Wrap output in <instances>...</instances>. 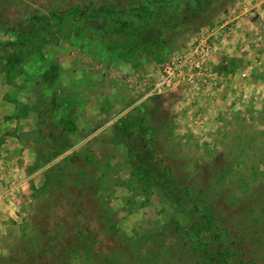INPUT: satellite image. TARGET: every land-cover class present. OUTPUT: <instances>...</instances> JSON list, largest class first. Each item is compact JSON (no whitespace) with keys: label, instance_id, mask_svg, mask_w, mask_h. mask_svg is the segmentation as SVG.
<instances>
[{"label":"rangeland","instance_id":"374dc122","mask_svg":"<svg viewBox=\"0 0 264 264\" xmlns=\"http://www.w3.org/2000/svg\"><path fill=\"white\" fill-rule=\"evenodd\" d=\"M87 1L0 0V264H193L153 165L213 203L238 264H264V0H92L110 17L73 26L53 14ZM140 5L138 50L100 46ZM222 25L211 93L139 98L137 79ZM33 38L44 53L13 60L9 43Z\"/></svg>","mask_w":264,"mask_h":264},{"label":"trees","instance_id":"16d2710c","mask_svg":"<svg viewBox=\"0 0 264 264\" xmlns=\"http://www.w3.org/2000/svg\"><path fill=\"white\" fill-rule=\"evenodd\" d=\"M84 6L75 2L71 7L64 11L54 12L60 21H65L69 26H73L82 18H109L112 11L105 9L103 5H94L92 0L84 2ZM168 6L164 5L158 17L162 18L168 12ZM147 7L140 5L139 9L130 14L129 18H124V12L119 13V17L110 19L109 29L121 35L120 41L115 43L103 41L100 39V46L105 49H119L124 54H134L138 50L135 38L136 29L133 26L132 18H138L142 23L149 20ZM79 25V24H78ZM76 25V27L78 26ZM13 47V60L21 59L29 55L34 50L44 53L45 41L39 38H33L28 42L9 43ZM45 59L44 70L47 68ZM126 138V144L132 136V131L125 129L123 131ZM153 165L147 167L146 171L149 177L157 175L156 181L159 184L164 197L174 204L175 213L178 215L165 223V229L169 230L173 237V243H179L187 256H191L193 264H238L236 262L235 250L231 243L227 242L225 237L228 233L227 228L223 227L222 221L216 215V207L210 202L203 193L199 192L194 198L191 197L187 188L175 179L165 167ZM146 168V166H141ZM157 170L160 172L156 173ZM199 202V203H198ZM200 204V205H198ZM184 220H183V219ZM243 254V252H241ZM242 259L240 258V262Z\"/></svg>","mask_w":264,"mask_h":264},{"label":"built area","instance_id":"2783aa9c","mask_svg":"<svg viewBox=\"0 0 264 264\" xmlns=\"http://www.w3.org/2000/svg\"><path fill=\"white\" fill-rule=\"evenodd\" d=\"M220 30L219 34L213 31L198 35L182 52L137 79L135 93L140 99L180 88L191 96L211 93L221 81L212 65L214 56L230 32L225 25Z\"/></svg>","mask_w":264,"mask_h":264},{"label":"crops","instance_id":"0c3cea01","mask_svg":"<svg viewBox=\"0 0 264 264\" xmlns=\"http://www.w3.org/2000/svg\"><path fill=\"white\" fill-rule=\"evenodd\" d=\"M1 162H2V161H1ZM8 164H9V162H8ZM3 168H4V167H3V166H1V167H0V170H3ZM0 172H3V171H0Z\"/></svg>","mask_w":264,"mask_h":264}]
</instances>
